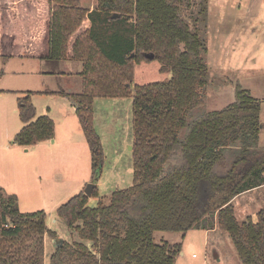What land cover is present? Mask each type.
<instances>
[{
    "label": "trees",
    "instance_id": "16d2710c",
    "mask_svg": "<svg viewBox=\"0 0 264 264\" xmlns=\"http://www.w3.org/2000/svg\"><path fill=\"white\" fill-rule=\"evenodd\" d=\"M207 15L208 0H97L92 9L79 0H0V58L81 63L80 92L59 93L75 106L93 183L103 164L93 101L132 99L131 185L106 203L90 206L81 191L60 204L56 215L79 240L59 239L48 264H174L189 230L215 227L241 264H264V209L239 223L232 204L264 185L261 100L237 81L232 102L193 113L209 81ZM146 53L169 77L131 86L130 66L151 61ZM33 93L19 100L23 125L13 141L23 147L55 134L51 117L35 118ZM46 221L45 210L21 211L0 187V264H44V236H56ZM166 232L180 241L156 240Z\"/></svg>",
    "mask_w": 264,
    "mask_h": 264
},
{
    "label": "rangeland",
    "instance_id": "374dc122",
    "mask_svg": "<svg viewBox=\"0 0 264 264\" xmlns=\"http://www.w3.org/2000/svg\"><path fill=\"white\" fill-rule=\"evenodd\" d=\"M209 1L215 3L216 0H208V12ZM237 1L225 0L226 5L221 11L223 19L209 18L208 13L205 27L201 29V36L207 43L204 57L209 81L203 89L204 103L193 113L215 110L232 102L235 83L239 80L243 88L261 100L263 123L264 0H247L245 4ZM79 4L82 8L92 9L97 0H79ZM247 7H250L249 14ZM257 26L258 29H252ZM220 27L224 28L225 35L222 43L212 36ZM130 67L131 86L169 77L160 72L156 60L133 63ZM81 69V63L74 60L0 58V187L4 194L16 196L21 211H46L48 224L56 233L54 241L48 240L46 244L47 259L54 244L56 247L61 245V242L57 243L59 239L79 240L77 233L56 215V208L93 183L90 150L72 103L55 94L80 92ZM30 91L35 92L31 95L35 118L48 115L53 119L56 140L23 147L15 144L13 137L23 125L19 117V100ZM92 109L93 125L102 143L103 164L96 187L91 189V192L96 189L95 195L88 196L90 206L99 200L108 202L114 190L131 185L133 176L132 99L98 97L94 99ZM259 146L264 147V127ZM234 206L239 223L248 216L255 219L257 211L264 209V185L244 192ZM155 237L168 242L180 241L178 233H157ZM174 264L241 263L229 235L215 227L189 230Z\"/></svg>",
    "mask_w": 264,
    "mask_h": 264
},
{
    "label": "crops",
    "instance_id": "0c3cea01",
    "mask_svg": "<svg viewBox=\"0 0 264 264\" xmlns=\"http://www.w3.org/2000/svg\"><path fill=\"white\" fill-rule=\"evenodd\" d=\"M237 2H239L240 4H245L246 2H247V0H238ZM225 5H226V2H225V0H216V2L215 3H212L211 1H209V18L210 17H217V19H223V18H225V17H223V15L221 14V11L224 9V7H225ZM237 8L239 9V6H237ZM247 10H246V12L247 11H249L250 10V7H247L246 8ZM216 13V14H215ZM248 13V12H247ZM249 14V13H248ZM260 26V25H259ZM252 28V27H251ZM259 27L257 26L256 28H252V29H258ZM245 29V28H244ZM223 30H224V28L223 27H220V30L219 31H217L215 34L213 33L212 34V36H214L217 40H220L221 42L220 43H222V41H223V37L225 36L224 34H223ZM248 30V29H247ZM224 35V36H223ZM219 38V39H218ZM220 57H222V54H220L219 55ZM239 81V80H238ZM81 82H82V80H81ZM239 83H241V82H239ZM66 93H70V92H66ZM55 94H58L59 95V97H62V98H65V99H68L67 97H65V96H62L59 92L58 93H55ZM57 96V95H56ZM72 108H73V111L75 112V106L72 104ZM222 108V107H221ZM215 109H219V108H215ZM50 117V116H49ZM260 120H261V122H262V119L260 118ZM264 123V122H263ZM263 123H262V128L264 127V125H263ZM54 128H55V125H54ZM55 130V132H56V129H54ZM262 130V129H261ZM261 133V132H260ZM54 138H55V134H54ZM53 138V139H54ZM55 140H56V138H55ZM47 141H49V140H46V141H43V142H40V143H37V144H35V145H38V144H41V143H45V142H47ZM243 193H241V194H239L238 196H236L234 199H233V201H232V204H233V207H235L234 206V204H235V202H236V200L238 199V197L240 196V195H242ZM56 219H53V221H55ZM46 223H47V226H48V228L49 229H51L50 228V226H49V224H48V220L46 221ZM214 229V228H213ZM48 240L50 241H54V239L53 238H51V237H49V236H47V235H45L44 236V264H48V261H49V256H50V254L53 252V250L51 251V253L49 254V256H48V259H47V256H46V244L48 243ZM55 247H56V245L54 244V248L53 249H55Z\"/></svg>",
    "mask_w": 264,
    "mask_h": 264
},
{
    "label": "water",
    "instance_id": "95a60500",
    "mask_svg": "<svg viewBox=\"0 0 264 264\" xmlns=\"http://www.w3.org/2000/svg\"><path fill=\"white\" fill-rule=\"evenodd\" d=\"M145 57L148 58V59H150V60H152L153 57H154V55H153V53H146V54H145ZM130 148L132 149V146H131ZM94 186H95V183H89V184H87L84 193H85L87 196H90V194H91V189H92ZM55 248H57V247H55Z\"/></svg>",
    "mask_w": 264,
    "mask_h": 264
}]
</instances>
